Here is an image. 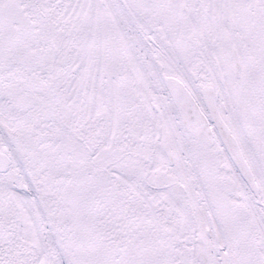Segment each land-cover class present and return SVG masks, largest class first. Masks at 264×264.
Instances as JSON below:
<instances>
[{"label": "snow or ice", "instance_id": "1", "mask_svg": "<svg viewBox=\"0 0 264 264\" xmlns=\"http://www.w3.org/2000/svg\"><path fill=\"white\" fill-rule=\"evenodd\" d=\"M0 264H264V0H0Z\"/></svg>", "mask_w": 264, "mask_h": 264}]
</instances>
